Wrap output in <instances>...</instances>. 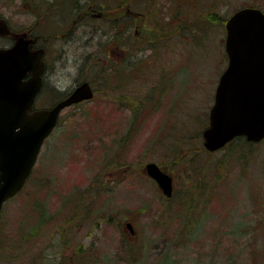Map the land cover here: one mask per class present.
<instances>
[{
	"label": "rangeland",
	"instance_id": "374dc122",
	"mask_svg": "<svg viewBox=\"0 0 264 264\" xmlns=\"http://www.w3.org/2000/svg\"><path fill=\"white\" fill-rule=\"evenodd\" d=\"M20 1L0 0L14 30L29 21ZM244 7L264 12V0H132V66L48 74L39 109L78 79L96 80L95 97L61 112L31 179L5 204L0 264H264V140L209 152L202 137L228 65L225 24ZM99 24L104 43L127 25ZM149 162L173 177L172 199Z\"/></svg>",
	"mask_w": 264,
	"mask_h": 264
},
{
	"label": "water",
	"instance_id": "95a60500",
	"mask_svg": "<svg viewBox=\"0 0 264 264\" xmlns=\"http://www.w3.org/2000/svg\"><path fill=\"white\" fill-rule=\"evenodd\" d=\"M228 66L220 77L209 126L203 132L210 152L222 149L236 137L249 142L264 139V12L242 8L225 24ZM10 30L0 19V36ZM40 53L29 51L24 40L9 49H0V215L4 204L25 186L45 140L57 126L62 110L94 98L88 82L79 85L52 109L31 116L34 98L42 86L43 63ZM31 74L28 80L25 77ZM164 196L174 192L173 177L155 162L145 166ZM128 228L134 233L131 223Z\"/></svg>",
	"mask_w": 264,
	"mask_h": 264
},
{
	"label": "flooded vegetation",
	"instance_id": "af4514ba",
	"mask_svg": "<svg viewBox=\"0 0 264 264\" xmlns=\"http://www.w3.org/2000/svg\"><path fill=\"white\" fill-rule=\"evenodd\" d=\"M102 3V0H92V3L90 0H85V2L84 0H28L27 4H24L21 0L19 8L29 16V21L17 22V28L14 30L9 20L0 18L6 22L11 34L0 36V49H9L17 41L24 40L30 52L40 53V62L44 65L41 75L42 86L34 98L32 108L28 111L29 115L52 109L56 104L67 99L84 82H88L95 93L93 81L78 79L73 89L64 94L63 98L59 96L55 103H52V100L50 106L39 109L37 106L39 97L49 86L48 74H51L52 71L74 65L82 72L88 64L87 62H93V65L100 70H117L124 62L123 66H132L131 57L133 54L128 51L133 49V42L129 38L131 37L129 36L131 25L128 24L134 14L132 0L119 2L113 8L110 0L106 1L105 5ZM100 20L121 22L127 25L120 28L119 31L111 33L109 42L104 43L97 40L104 36L101 32ZM103 33L105 34V32ZM9 37L13 39V42L3 45V39ZM81 43L83 46L84 44L86 46V44L97 43L100 49L99 53L79 56L78 50ZM122 45L125 46V52L121 49ZM105 51L107 52L104 53ZM71 52L75 54L71 56ZM103 53L107 57L105 60L102 58ZM70 56L72 57L71 60ZM92 56H96V59L90 60L89 58ZM83 57L84 59H82ZM110 58L113 63L107 61ZM31 76L28 74L24 80H28ZM54 90L60 93L59 87H50V91ZM33 172L30 177H32Z\"/></svg>",
	"mask_w": 264,
	"mask_h": 264
},
{
	"label": "trees",
	"instance_id": "16d2710c",
	"mask_svg": "<svg viewBox=\"0 0 264 264\" xmlns=\"http://www.w3.org/2000/svg\"><path fill=\"white\" fill-rule=\"evenodd\" d=\"M90 81H93V82H94V86H95L96 80H94V79H90ZM240 140H242V139H241V138H238V139H236L235 141H233L232 143H234V142H236V141H240ZM243 141H245V140L243 139ZM232 143H230V144H232Z\"/></svg>",
	"mask_w": 264,
	"mask_h": 264
}]
</instances>
